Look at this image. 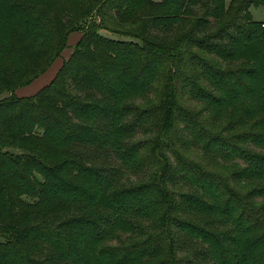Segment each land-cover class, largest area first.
<instances>
[{"label":"trees","instance_id":"obj_1","mask_svg":"<svg viewBox=\"0 0 264 264\" xmlns=\"http://www.w3.org/2000/svg\"><path fill=\"white\" fill-rule=\"evenodd\" d=\"M262 5L0 0V264H264Z\"/></svg>","mask_w":264,"mask_h":264},{"label":"rangeland","instance_id":"obj_2","mask_svg":"<svg viewBox=\"0 0 264 264\" xmlns=\"http://www.w3.org/2000/svg\"><path fill=\"white\" fill-rule=\"evenodd\" d=\"M227 1H230V0H227ZM251 12H252L254 19L264 22V5L251 7ZM82 34H83V32L80 30L72 32L68 38V44H67L65 50L62 52L61 56L54 61L52 66L44 74H42L41 76L36 78L32 83L27 84V85L17 89L16 93L20 96L32 95V94H35L40 88L47 85L57 74L58 70L60 69V67L62 66V64L64 62V59L69 58V56L73 53L74 48L76 46V43L81 38ZM152 95L154 96L155 93L153 92ZM146 100H143V101L137 100L136 103H137V105H144ZM185 100L190 101L189 102V108L193 113L202 111L203 115L201 117L206 118L207 115H206V112L203 110V105L201 102H199L197 100L191 101V100H189L188 96H185ZM184 102L186 103V101H184ZM187 154H188V152H187ZM189 156L193 160L198 161L201 164H203V166L205 168L213 167V164L210 163L209 161H207L203 157L204 154L202 152H198V153L189 152ZM219 169H220V167H219ZM140 173H141V171H140ZM145 173H146V171H144L143 174L145 176H148ZM124 177H127V178H125L121 181L126 182V183H135V181L138 180V179H136V174L130 170H126ZM129 177L131 178L130 180H128ZM183 187L185 189H187L188 185L187 184H186V186L183 185Z\"/></svg>","mask_w":264,"mask_h":264}]
</instances>
